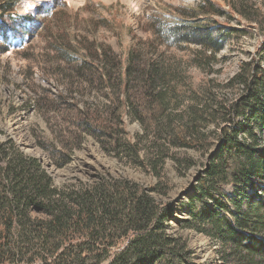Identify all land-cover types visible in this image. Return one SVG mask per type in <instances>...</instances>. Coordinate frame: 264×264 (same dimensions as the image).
<instances>
[{
  "label": "trees",
  "instance_id": "obj_1",
  "mask_svg": "<svg viewBox=\"0 0 264 264\" xmlns=\"http://www.w3.org/2000/svg\"><path fill=\"white\" fill-rule=\"evenodd\" d=\"M18 3L0 0V53L29 30L30 16H16ZM226 7L248 24L241 28L215 19L226 15ZM180 15L172 23H151L148 38H138L124 58L87 35L61 40L64 45L57 51L73 67L67 83L80 79L108 89L116 84L121 95L111 94L104 106L84 107L67 97L77 138L67 145L60 142L64 157L55 166L62 167L81 146V135L89 134L105 150L132 155L158 177L165 158L180 159L177 147L209 152L204 125L207 119L216 122L217 149L190 187L183 226L222 244L217 264H264V36L231 80L241 87L240 96L211 117L195 105L176 112L183 97L201 99L209 85L198 88L197 78L166 52L192 45L188 63L209 72L226 42L251 33L252 23L261 25L264 34V12L241 0H205ZM55 104L45 93L37 105L48 113ZM128 118L138 121L143 133L131 136ZM151 189L167 192L160 182L149 187L104 175L57 185L40 155L6 136L0 139V264H213L194 260L187 243L171 233L173 200L159 201Z\"/></svg>",
  "mask_w": 264,
  "mask_h": 264
},
{
  "label": "rangeland",
  "instance_id": "obj_2",
  "mask_svg": "<svg viewBox=\"0 0 264 264\" xmlns=\"http://www.w3.org/2000/svg\"><path fill=\"white\" fill-rule=\"evenodd\" d=\"M204 1L19 0L16 16H30L31 21L29 30L22 34V39L14 40L11 50L0 53V139L14 137L27 147H24L25 150L42 156L45 162L59 171L57 173L53 170L55 176L52 173L57 185L92 181L101 175L127 178L149 187L160 182L162 188L167 189L166 194H159L154 189H151V193L159 201L173 200L175 218L170 223L171 233L187 243L194 260L217 264L222 244L204 233L183 226L184 220L189 217V193L193 180L205 167L209 153L217 149L219 130L216 122L207 119L204 125L210 142L209 152L198 148L177 147L175 152L180 159L165 158L158 169V177L136 163L132 155H118L114 151L105 150L103 144L89 134L81 135V146L72 152L71 158L62 167L55 166V162L64 157L59 151L63 146L60 142L65 141L67 145L77 138L76 127L72 123L74 111L67 104V97L72 96L79 107H84L87 103L104 106L110 103L111 94L119 93L116 84L108 89L95 86L94 83H81L80 79L67 83V74L72 73L73 67L57 51L59 46L64 45L61 40L66 43L67 36L87 35L103 42L106 47L110 46L124 58L130 46L139 41L138 38L143 41L148 38L146 27L152 28L151 23L158 19L161 24L175 22L181 17L180 11L190 10ZM241 3L252 10L262 8L264 12V0H241ZM226 9V15H215L214 18L241 28L248 24L245 17L237 13L230 14L228 7ZM252 25L251 33L226 42L209 72L188 63L187 56L194 46H172L166 50L173 63H178L183 72L197 78L195 84L199 85L198 88H202V83L209 85L201 99L194 95L183 97L184 100L175 109L177 113L195 105L203 108L205 116L211 117V112L222 111L240 96L241 87L231 80L238 72L240 62L252 59V54L264 36L261 25ZM134 35L137 39H134ZM45 93L56 100L48 113H43L37 105L39 98ZM59 94H63L65 98L60 99ZM217 114L222 116L221 113ZM127 121L131 136L143 133L138 121L130 118ZM90 141L95 142L111 158L113 165L100 163L89 156L87 148ZM141 155L146 158V146H143Z\"/></svg>",
  "mask_w": 264,
  "mask_h": 264
},
{
  "label": "bare ground",
  "instance_id": "obj_3",
  "mask_svg": "<svg viewBox=\"0 0 264 264\" xmlns=\"http://www.w3.org/2000/svg\"><path fill=\"white\" fill-rule=\"evenodd\" d=\"M91 142V141H90ZM87 144V143H86ZM90 144V143H89ZM29 148L30 145H29ZM86 148V147H85ZM87 152L89 153V156L93 159H96V161H99L100 163L102 162H106V163H111L113 162L111 160L110 157H108L103 150L100 149V147L95 143V142H91V144L89 145V148H87ZM86 151V150H85ZM85 155V153H84ZM85 157V156H84ZM82 159V158H81ZM86 159V158H85ZM87 160V159H86ZM115 162V161H114ZM115 164V163H114ZM108 165V164H107ZM111 165H113V163H111ZM109 166V165H108ZM54 171H56V169L53 168ZM57 173H59V171H56ZM196 175V174H194ZM195 177V176H194Z\"/></svg>",
  "mask_w": 264,
  "mask_h": 264
},
{
  "label": "water",
  "instance_id": "obj_4",
  "mask_svg": "<svg viewBox=\"0 0 264 264\" xmlns=\"http://www.w3.org/2000/svg\"><path fill=\"white\" fill-rule=\"evenodd\" d=\"M23 146V145H22ZM27 148L26 146H23V148ZM24 148V149H25ZM42 157V156H41ZM43 158V157H42ZM209 159V158H208ZM46 164H47V167L50 169V171L53 173V175L55 176L56 174H54V172H53V168L51 167V165L49 164V163H47V162H45ZM198 177H199V175L198 176H196L195 178H194V182H197V180H198Z\"/></svg>",
  "mask_w": 264,
  "mask_h": 264
}]
</instances>
